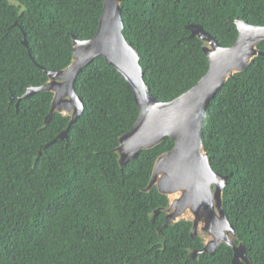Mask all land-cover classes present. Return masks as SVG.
<instances>
[{
	"label": "trees",
	"instance_id": "1",
	"mask_svg": "<svg viewBox=\"0 0 264 264\" xmlns=\"http://www.w3.org/2000/svg\"><path fill=\"white\" fill-rule=\"evenodd\" d=\"M102 7V0H0V264H231L225 243L189 257L204 246L190 235L192 220L169 222L160 237L170 200L156 185L144 189L174 141L166 137L119 164V137L139 108L103 57L75 79L84 111L67 139L51 142L71 119L54 111L45 123L51 91L17 101L27 86L49 80L42 67L72 62V36L92 38ZM120 7L124 38L140 55L151 94L163 101L189 90L208 69L205 42L187 25H202L226 47L237 39L236 19L264 26V0H123ZM257 48L264 51V41ZM201 136L211 167L229 176L222 205L235 229L231 238L252 264H264L263 55L219 89Z\"/></svg>",
	"mask_w": 264,
	"mask_h": 264
},
{
	"label": "water",
	"instance_id": "2",
	"mask_svg": "<svg viewBox=\"0 0 264 264\" xmlns=\"http://www.w3.org/2000/svg\"><path fill=\"white\" fill-rule=\"evenodd\" d=\"M121 1L102 0V12L93 37L81 40L72 36V62L60 70L42 67L49 80L39 86H27L24 94L16 99L18 101L35 92L51 91L53 98L45 123L54 111L70 113L67 127L51 142L65 140L71 124L84 111V101L74 88L75 79L94 58L103 57L129 84L139 108L133 126L119 137L115 149L119 164L123 166L141 150L154 147L166 137L174 141L173 148L155 160L144 189L147 191L156 185L162 194L179 193L164 209V223L157 228L160 237L162 227L189 210L193 215L191 237L198 236L199 224L209 236L201 249L190 252V258L202 253L212 254L221 243H225L233 251L231 264H252L242 242L235 244L231 238L235 236V229L222 205V191L229 176L211 167L208 154L203 150L201 130L206 108L227 79L245 70L255 56H264V51L257 48L258 43L264 41V26L236 19L237 39L233 45L226 47L219 44L202 25H187L191 37L205 42L202 50L208 58V69L189 90L172 100L163 101L151 94L139 64L140 55L124 38Z\"/></svg>",
	"mask_w": 264,
	"mask_h": 264
},
{
	"label": "rangeland",
	"instance_id": "3",
	"mask_svg": "<svg viewBox=\"0 0 264 264\" xmlns=\"http://www.w3.org/2000/svg\"><path fill=\"white\" fill-rule=\"evenodd\" d=\"M167 196H168L170 202H172L173 199H175L179 196V193H174V194H170ZM180 219L193 220V215L191 214V212L189 210H186L176 220H180ZM198 236L202 237V239L204 240L205 243L209 240V236L207 235V233H205L204 231L201 230V224H199V226H198Z\"/></svg>",
	"mask_w": 264,
	"mask_h": 264
},
{
	"label": "flooded vegetation",
	"instance_id": "4",
	"mask_svg": "<svg viewBox=\"0 0 264 264\" xmlns=\"http://www.w3.org/2000/svg\"><path fill=\"white\" fill-rule=\"evenodd\" d=\"M204 244H205V242H204Z\"/></svg>",
	"mask_w": 264,
	"mask_h": 264
}]
</instances>
